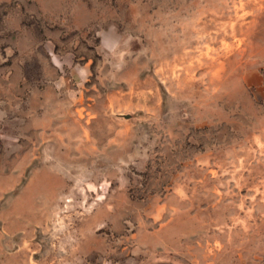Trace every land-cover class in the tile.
I'll return each mask as SVG.
<instances>
[{"label": "rangeland", "instance_id": "obj_1", "mask_svg": "<svg viewBox=\"0 0 264 264\" xmlns=\"http://www.w3.org/2000/svg\"><path fill=\"white\" fill-rule=\"evenodd\" d=\"M0 264H264V0H0Z\"/></svg>", "mask_w": 264, "mask_h": 264}]
</instances>
